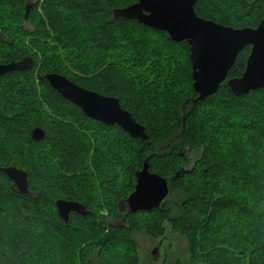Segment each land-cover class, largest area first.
I'll use <instances>...</instances> for the list:
<instances>
[{"label":"trees","instance_id":"16d2710c","mask_svg":"<svg viewBox=\"0 0 264 264\" xmlns=\"http://www.w3.org/2000/svg\"><path fill=\"white\" fill-rule=\"evenodd\" d=\"M136 1L38 0L26 15L27 0H0V27L8 37H0V62L34 59L29 70L0 76V168L27 171L30 191L20 193L0 170V264H94L92 256L101 264H140L133 233L156 239L167 228L185 237L191 264H264V143L258 140L264 102L257 101L264 89L235 96L225 81L182 112L183 103L198 96L190 46L165 31L114 17V8ZM63 2L83 26L74 27L76 18L57 9ZM195 12L223 25L254 28L264 16V0H198ZM25 21L30 26L22 27ZM143 36L181 49L180 68L170 75ZM250 49L239 52L228 78L243 73ZM51 72L119 98L146 127L148 142L86 116L51 87L45 78ZM119 78L125 83L116 84ZM253 101L252 109L262 114L247 118L243 105ZM234 102L241 104L237 113H226ZM148 114L158 126L145 119ZM237 117L246 120L239 132L232 122ZM35 127L45 132L40 140L31 136ZM101 132L113 139L99 153ZM104 157L106 165L100 163ZM146 158L173 193L159 208L121 212L119 203L134 190ZM60 198L78 201L90 213L71 212L65 222L56 208Z\"/></svg>","mask_w":264,"mask_h":264},{"label":"water","instance_id":"95a60500","mask_svg":"<svg viewBox=\"0 0 264 264\" xmlns=\"http://www.w3.org/2000/svg\"><path fill=\"white\" fill-rule=\"evenodd\" d=\"M198 0H137L114 8V17H123L157 30L165 31L176 42L187 41L190 46L193 88L198 94L187 99L182 112L191 105L218 92L223 82L235 96H242L252 90L264 89V16L257 27L235 28L214 20L205 19L195 12ZM30 7L26 8V15ZM0 33L2 29L0 27ZM251 46L246 66L239 77L228 78V73L239 52ZM34 59L25 56L20 60L0 62V76L11 71H25L32 68ZM45 78L61 96L78 106L86 116L107 125H116L134 138L148 142L146 127L138 122L132 112L124 108L120 99L104 95L75 83L67 76L51 72ZM185 118V117H184ZM31 136L40 140L45 132L35 127ZM182 167L175 177L188 171ZM22 194H30L28 172L16 166L0 168ZM173 186L163 176L150 171L148 158L136 172L134 190L119 203L121 212L135 213L163 206L173 193ZM59 216L67 222L71 212L87 215L89 210L78 201L56 200ZM155 252V251H154Z\"/></svg>","mask_w":264,"mask_h":264},{"label":"rangeland","instance_id":"374dc122","mask_svg":"<svg viewBox=\"0 0 264 264\" xmlns=\"http://www.w3.org/2000/svg\"><path fill=\"white\" fill-rule=\"evenodd\" d=\"M28 2H29V0H28ZM57 9H59V11L62 10L63 13H68L70 15H73V18H76V19H71L72 23L74 24V27L80 28L81 26H83V23L79 20L78 14H75V11H73L74 9H72L70 7L67 8L64 2L62 4H59ZM66 9L69 11H66ZM83 16L85 17V15H83ZM51 17H52V14H51ZM53 17H54V15H53ZM17 18H15V19H17ZM73 24L68 25V26H72ZM125 36H126V39H133V40L135 39L134 36H132V37H130L129 35H125ZM147 37L148 36H143V38H140V39H143V41L145 40L146 45L150 44L149 47H153L151 49L154 50V56L156 58L158 57V58L162 59L164 65H165V67L168 70L170 75H171V69H175L177 67H178V69L180 68V66L182 65V62H183V60H182L183 55L181 56V54H183V53H182L181 49H177V47H174L170 44H167V42L163 39H159L157 37H154L151 39H145ZM38 41L41 43L42 40H38ZM156 48L158 50H161V51H156ZM134 53H135V51H133L132 55L136 56V58H137L138 56L136 55V53L135 54ZM114 54L115 53H113V52L109 53V55H114ZM119 54H121L122 56H127V54L123 53V52H121ZM115 55H117V54H115ZM178 73L180 76H182L181 73H183V71H178ZM182 77H184V75ZM115 81H116V84L122 85L125 83V78L115 79ZM0 82H3V81H0ZM179 82H180L179 84L183 83L182 80H180ZM257 98H258L257 101L264 102V94L257 95ZM253 103H255V102L253 101L252 105H249L246 103H245V105H243L245 107L244 110H246V112H247L245 114L248 115L247 118H249L251 116H255V118H256L257 116L262 114L261 109H257V108L252 109L254 106H256ZM240 106H241V104H239L238 102H234L232 104L230 103L228 105L229 110L226 113L235 114V113H237V108H239ZM256 112H258V113H256ZM262 112L264 113V111H262ZM145 119L151 124H156V126L159 125L158 119L153 115L148 114L147 116H145ZM244 121H246V120H242L241 118L239 119V117H237L236 120L233 119L232 122H234L233 125H236V131L239 132V130H242V127H240V126L243 124ZM259 132L260 133H259L258 140H260L264 143V135H262L264 133L262 132V130H260ZM102 134H104V133H102ZM106 137H109V138H106ZM111 138H110V136H108L106 134L101 135L100 142H98L99 153L105 152L106 149H103L104 148L103 145L106 144L105 141L108 142L107 140L112 141ZM117 143L120 146L122 145L120 143V141H117ZM0 148L4 149L5 145H0ZM115 152L116 151L114 150L113 155L115 154ZM94 153H95V151H93L91 153L92 156H91L90 164H94V161H95V158H93ZM116 154L119 155L118 152H116ZM103 160H104V162H102V160H100V163H103V165L108 164L109 160H107L106 157H104ZM113 222L115 223V225L117 223H119L117 221L116 222L113 221ZM133 237H134L135 243L137 244L140 264H173L177 260H180L186 264L192 263V258H191V254L189 251V245H188L187 240L181 234L173 232L169 228H167L166 234L162 238L160 237V238L154 239L145 231L134 232ZM160 241H161V244L158 246L159 254L153 255L152 250L154 249V247H156L159 244ZM109 255L120 257L119 253L118 252L115 253L114 251H110ZM120 255H122L123 257L124 256L126 257L127 254L125 252H122ZM109 259H112V258L110 257ZM112 260H114V259H112ZM92 261L94 264H101V261L96 256H92Z\"/></svg>","mask_w":264,"mask_h":264},{"label":"flooded vegetation","instance_id":"af4514ba","mask_svg":"<svg viewBox=\"0 0 264 264\" xmlns=\"http://www.w3.org/2000/svg\"><path fill=\"white\" fill-rule=\"evenodd\" d=\"M38 0H29V2H28V0H27V2L28 3H26V8H27V6H29V7H32L36 2H37ZM26 25H28V26H30V24H29V22L28 21H25L23 24H22V27H24V26H26ZM0 37L3 39V40H8V37L5 35V34H3V32L2 33H0ZM250 46V45H249ZM251 47V46H250ZM250 52H251V49H250ZM250 54V53H249ZM187 157H189L190 158V161H192V155L191 154H187ZM121 221H125V219H122V220H119V221H117V222H119V223H123V222H121ZM161 244V241L159 242V244L156 246V247H154V249L152 250V254L153 255H158L159 254V248H158V246ZM155 251V252H154Z\"/></svg>","mask_w":264,"mask_h":264}]
</instances>
